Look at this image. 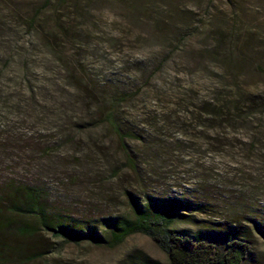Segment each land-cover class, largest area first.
I'll list each match as a JSON object with an SVG mask.
<instances>
[{"label":"rangeland","instance_id":"1","mask_svg":"<svg viewBox=\"0 0 264 264\" xmlns=\"http://www.w3.org/2000/svg\"><path fill=\"white\" fill-rule=\"evenodd\" d=\"M77 79L126 96L118 114L135 169L106 123L73 128L90 121L83 103L72 106L84 95ZM28 81L35 118L6 106L18 91L8 85ZM226 104L234 124L211 117ZM25 183L77 216L128 214V191L185 196L203 211L178 227L241 226L243 264H264L254 222H264V0H54L36 31L0 11V197ZM45 241L51 251L29 264H169L141 233L115 247Z\"/></svg>","mask_w":264,"mask_h":264},{"label":"trees","instance_id":"2","mask_svg":"<svg viewBox=\"0 0 264 264\" xmlns=\"http://www.w3.org/2000/svg\"><path fill=\"white\" fill-rule=\"evenodd\" d=\"M64 1L59 0V3ZM53 2L54 0H0V11L6 16H20L36 31V19L50 11ZM76 83L84 95L74 101L72 106L75 109L78 103H83L90 113L87 116L90 121L70 120L73 128L84 131L86 126L106 123L119 136L131 167L135 169L132 158L134 150L127 143L129 133L122 126L118 114L119 106L126 96L107 94L102 91L99 83L90 80L77 79ZM21 86L22 91L28 94L27 99L22 96L19 89ZM17 88V93L7 98V108L19 116L35 118L40 106L38 88L30 81L25 85H8L9 91ZM13 99L15 102L10 103ZM212 105L209 103L210 108ZM225 107L228 108V104L208 110L211 111V117L219 115L234 124L235 114ZM236 107L240 110L238 105ZM73 118L77 120L78 117L75 115ZM20 138L21 136L9 131L6 139L16 143ZM127 198L128 214L77 216L65 209L51 206L47 195L38 185H11L0 197V264L7 259L16 260L13 261L16 264H29L46 255L51 251L45 241L46 235L78 244L115 247L129 236L141 233L149 236L167 253L169 264H243L249 256L248 231L241 226L229 223L223 229L209 226L198 231L177 226L178 221L194 219L190 212L203 211L202 202H195L185 196L141 195L131 191L127 192ZM254 222L264 238V222ZM220 241H224L222 248L218 247Z\"/></svg>","mask_w":264,"mask_h":264}]
</instances>
